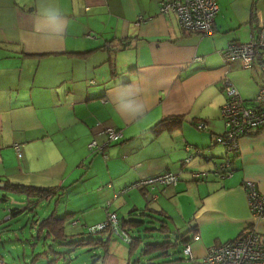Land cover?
<instances>
[{"label":"crops","instance_id":"crops-1","mask_svg":"<svg viewBox=\"0 0 264 264\" xmlns=\"http://www.w3.org/2000/svg\"><path fill=\"white\" fill-rule=\"evenodd\" d=\"M162 2L0 0V179L72 186L71 192L91 183L92 192L115 196L109 207L119 214L121 198L130 196L134 208L164 210L176 226L195 219L200 240L192 251L196 246L193 255L200 259L215 242L236 239L252 225L244 183L254 182L264 195V131L241 138L231 176L197 182L193 174H213L224 148L208 149L203 162L201 150L215 144L217 133L207 120L190 115L225 95L227 77L211 72L227 66L224 50L256 37L264 25V0H219L211 35L183 31L176 15L162 12ZM48 5L62 19L54 29L37 31L38 9ZM232 64L229 72L243 69L239 61ZM248 71L258 85L256 71ZM234 76L227 79L242 99L252 100L259 89L251 96ZM127 85L132 88L126 95L144 106L141 116L116 110L113 95ZM175 115L188 123L154 137L151 128ZM193 119L206 121L207 129L198 131ZM109 128L126 142L93 154L89 144L105 146ZM167 170L181 175L177 185L130 186ZM258 230L264 237V220Z\"/></svg>","mask_w":264,"mask_h":264},{"label":"trees","instance_id":"trees-1","mask_svg":"<svg viewBox=\"0 0 264 264\" xmlns=\"http://www.w3.org/2000/svg\"><path fill=\"white\" fill-rule=\"evenodd\" d=\"M220 5V4H219ZM182 29V28H181ZM183 30V29H182ZM261 29L259 30L258 34L260 33ZM188 33V32H187ZM256 35V37L258 36ZM255 38V37H254ZM224 50L222 53V57L224 60L225 65L227 66H234L233 62L227 60L225 56ZM241 63V62H240ZM242 65V64H241ZM243 68V67H242ZM256 71V70H252ZM257 75L259 76L258 79V89L262 86V76L259 71H256ZM229 82L226 78L223 81V89L225 93V104L221 108V119L225 122V132L221 134H213L215 137L212 139L216 140L215 144L210 145L202 149L200 155L202 156L203 162L207 161V150L213 148L215 145H220L224 148V156L220 161H218V166L221 164L225 165V162L230 160L229 168L225 167V169H229L230 171H234L233 164L235 162L236 157L240 153L238 150L233 151L232 153L229 152V145H228V133L231 131V127L229 126L228 120L222 113L223 107L229 102V96L227 95L225 86ZM259 92V91H258ZM258 95V93H257ZM256 96L252 100H244L245 105L249 107H255L257 112L263 111L264 108L256 106L254 104ZM187 117L184 115L179 116H167L164 117L162 120L157 122L150 130L154 137H159L162 133L166 132H173L175 130H179L183 127L186 123ZM194 127L200 131L204 132L207 129L206 121H198V119H193L189 121ZM264 128H254L250 130H246L243 132L238 140L242 137L248 135H255L260 132H263ZM212 135V136H213ZM103 146L102 150L95 149L93 150V154H97L100 152L105 151L109 147L114 144H123L126 141H123V136L120 141L113 142L111 141ZM227 141V142H226ZM97 142V141H96ZM240 146V144H239ZM100 147V146H99ZM90 150V149H89ZM122 157H126L127 153L122 152ZM207 159V160H206ZM211 159V158H210ZM212 160V159H211ZM225 160V161H224ZM185 164V163H184ZM187 165H183L182 169H187ZM176 174L171 171H164L161 174L148 177L142 179L135 184L131 185L133 187H141L144 189L152 188L153 184H142L144 181H148L150 179H155L161 177L164 174ZM179 174V173H178ZM180 175V174H179ZM208 179H198L195 180L199 181H208ZM181 180V175H180ZM222 181L223 179H217ZM4 184V186L0 187V211L3 212V216L0 218V244L6 241L3 240L1 232H15L17 238L15 241H21L19 238V231H23L27 226H30L31 229L37 228L39 230V234L37 237H33L32 239H27L33 246L37 245L43 236L46 239H50L52 244H50L51 248L49 249V253L53 255H58L54 258L61 259L65 261V264H70L72 261L71 253L75 251V249L79 246H99L98 248L107 247L109 241L115 236L119 239H122L125 243L129 245V254L133 255L134 252L140 250L139 256L134 260H130L127 264H199L197 259L193 255L192 251V244L195 241V237H197L198 233V225L195 219H192L187 222V232L183 233L181 229H177L176 231L172 230L170 226L171 217L165 212L164 210H158L150 206H146L144 208H133V210H129L126 214H119V212H112L108 211V219L102 225L93 227L90 229L86 235H88V239L81 238L85 234H78V235H68L66 231V224L68 220L77 216V211L74 210H67L64 214L60 215L59 210L61 209V205L65 206L66 202H68V194L71 193L72 186H58V187H39L34 185H27V184H19L13 183L11 181H5L0 179V184ZM139 184V185H138ZM163 185H156L155 187H160ZM164 187H168L164 185ZM11 194L19 195L25 197L22 201L15 204H12ZM54 201V209L53 212L46 218L41 219L39 216L38 209L45 202H53ZM115 214L116 222H113L110 219V215ZM25 219L27 222L20 228L13 227L14 224L20 223ZM74 223L76 221H73ZM36 224V225H35ZM155 233H161V237H163V242H152L150 239L156 237ZM143 234V235H142ZM171 234L176 236V241L172 242ZM95 235H99L98 240ZM95 236V237H94ZM148 240V242H146ZM234 240V239H233ZM12 239H10V242ZM37 241V243H35ZM98 241V243H97ZM55 247H62V250H57ZM63 248L65 251H63ZM191 248V253H187V250ZM45 250V247H44ZM94 249H89V251ZM44 253H48L46 250L43 253H40L39 256L43 255ZM2 254L4 252L0 251V257L3 258ZM93 260L90 261V264H104L103 255L100 253H92ZM36 252L34 253V257H36ZM38 256V257H39ZM38 257H36L35 261H38ZM47 256V258H49ZM206 257V256H205ZM205 257L202 264L205 263ZM1 264H6L4 261H0ZM33 262V263H34Z\"/></svg>","mask_w":264,"mask_h":264},{"label":"built area","instance_id":"built-area-1","mask_svg":"<svg viewBox=\"0 0 264 264\" xmlns=\"http://www.w3.org/2000/svg\"><path fill=\"white\" fill-rule=\"evenodd\" d=\"M163 13H171L178 17L183 31L188 33H200L211 35L215 31V20L220 12L219 0H163L161 4ZM225 56L230 62H241L246 70H256L262 76V86L254 100L256 106L264 108V25L257 37L249 43L235 45L225 52ZM229 102L223 107L222 113L228 120L231 127L227 136L229 152L236 151L238 140L243 132L254 128H264V110L257 112L255 107L245 105L237 89L228 82L225 86ZM105 135L108 143L117 142L122 139V134L113 128L106 129ZM17 150L19 147L16 146ZM91 151L102 150L96 141L89 144ZM225 161V160H224ZM221 164L213 174L207 171L193 174L195 180L208 179L211 176L217 179H225L232 175L229 168ZM180 181L179 174H164L161 177L144 181L142 184L156 185H177ZM139 185V184H138ZM247 190L253 223L239 237L234 240L215 242L207 251L205 263L207 264H264V237L258 230V225L264 220V195L260 194L254 182L244 183ZM110 219L116 222L115 214L110 215ZM200 237H195V241ZM191 253V248L187 250Z\"/></svg>","mask_w":264,"mask_h":264},{"label":"rangeland","instance_id":"rangeland-1","mask_svg":"<svg viewBox=\"0 0 264 264\" xmlns=\"http://www.w3.org/2000/svg\"><path fill=\"white\" fill-rule=\"evenodd\" d=\"M224 62V60H223ZM228 66H224L223 68L214 69L211 74L217 75L215 78L219 79L224 77L232 78L233 75H236L234 77H239L242 81V83L247 87L249 90V94L253 96L258 91V85L255 82V80L251 77L252 74L250 71L246 69L239 68L238 70H234L233 72L228 71ZM233 74V75H232ZM226 75V76H225ZM248 79L250 82L248 83ZM204 82V81H202ZM222 82V81H221ZM219 96L214 97L212 103L207 105V107H198L196 111L191 113V116L200 117L204 120H207L209 122V126L211 127V130H214L216 133L221 134L225 132V122L223 119H221V108L226 101L225 95L222 93H219ZM192 102H195L197 100L196 95H194L191 98ZM188 116V115H187ZM188 123V121H186ZM93 152V151H92ZM90 165V161L85 165V167ZM133 183H131L132 185ZM135 184V183H134ZM91 183H86L82 185L79 189H76L75 191L68 194V202H66V205H61V209L59 210V214H64L67 210H80L83 209L81 212L77 213V216L68 220L66 224V231L68 235H78V234H85L81 238L88 239V235H86L88 232H90V229L93 227H97L102 225L105 221L108 219V211H110L109 203H112L113 200L108 201L110 199L115 198V196L109 194L107 196H101L96 191L92 192L93 186H90ZM130 185V186H131ZM135 189H138L137 187H132ZM132 188H130L132 190ZM23 196L14 195L11 194L12 204L15 202V204H18L20 199H23ZM124 198V199H123ZM121 198L122 206L120 208L122 214H126L129 212V210H133L134 202L130 196H124ZM15 200V201H14ZM149 201L152 202V200L149 198ZM120 200L117 202L116 206L120 205ZM54 203L52 205H49L47 202L42 203V205L39 207L38 212L41 219H44L48 217L54 209ZM132 208V209H131ZM112 212L115 210H111ZM3 212L0 211V218L3 216ZM73 221H76L75 223ZM27 222L25 219H23L22 222L16 223L13 225L15 228H20ZM36 225V224H35ZM170 226L172 230L176 231L177 229L181 228L183 233L187 232V229L185 227V224H182L181 227L176 226L173 222H170ZM19 238H21V241H15L17 236L15 232H1V235L3 237V240H5V243L0 244V251L4 252L2 254L3 258L5 259L6 264H65V261L59 259H55L58 255H53L49 253V249L51 248L50 244H52L51 240L48 238L45 240V236L40 239L37 245L33 246L27 239H32V233L34 234L33 237H37L39 234V230L37 228L31 229L30 226H27L23 231H19ZM143 235V234H142ZM156 237L153 239H150L153 243L154 242H163L164 239L161 237V233H155ZM98 240L99 235H95ZM94 236V237H95ZM10 239L12 241L10 242ZM171 240L172 242L176 241V236L174 234H171ZM148 242V240H146ZM37 243V241L35 242ZM98 243V241H97ZM99 244V243H98ZM55 247V245L53 244ZM142 246L140 249L136 252H134L133 255L129 254V245L125 243L122 239H119L118 237H113L110 241L107 247L98 248L99 246H79L75 249V251H72L71 258L72 261L70 264H90V261L93 260L92 253H100L103 255V261L104 264H127L128 261L132 260L134 261L140 253V250L142 249ZM48 253H44L43 255L39 256L40 253H43L45 250ZM195 247L193 248L194 254H195ZM57 250H62V247H55ZM89 249H94L88 252ZM63 251L64 248H63ZM36 252V257H38V261L34 260L36 257L33 258L34 253ZM47 258V256H49ZM204 252L202 251L200 253V259H197L199 264H202L204 261ZM3 258L0 257V261H3ZM34 262V263H33ZM1 264V262H0Z\"/></svg>","mask_w":264,"mask_h":264},{"label":"clouds","instance_id":"clouds-1","mask_svg":"<svg viewBox=\"0 0 264 264\" xmlns=\"http://www.w3.org/2000/svg\"><path fill=\"white\" fill-rule=\"evenodd\" d=\"M61 19L62 17L58 8L51 5L42 6L38 9L35 28L37 31H40L42 26L54 29ZM130 88H132V85L122 86L118 89L113 95V103L116 110L122 114L141 116L143 115L144 106L136 103L135 100L126 95L127 90Z\"/></svg>","mask_w":264,"mask_h":264},{"label":"water","instance_id":"water-1","mask_svg":"<svg viewBox=\"0 0 264 264\" xmlns=\"http://www.w3.org/2000/svg\"><path fill=\"white\" fill-rule=\"evenodd\" d=\"M4 186V184L2 183V184H0V187L2 188ZM253 222V221H252Z\"/></svg>","mask_w":264,"mask_h":264}]
</instances>
